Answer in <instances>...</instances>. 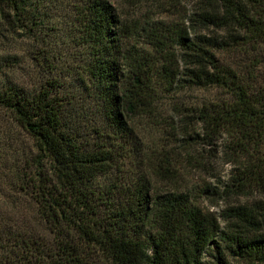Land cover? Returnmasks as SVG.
<instances>
[{"label": "trees", "instance_id": "obj_1", "mask_svg": "<svg viewBox=\"0 0 264 264\" xmlns=\"http://www.w3.org/2000/svg\"><path fill=\"white\" fill-rule=\"evenodd\" d=\"M40 1L0 0V18L32 29ZM193 1L200 6L194 25H213L224 37L200 34L191 24L158 23L143 30L141 55L134 47L123 50L126 26L108 0L73 5L89 56L78 78L101 100L91 138L67 121L68 96L58 82L29 91L0 71L6 116L0 124V264H264V76L257 70L264 0ZM228 51L250 55L253 70L221 61ZM8 59L0 57V68L13 67ZM206 88L223 95L184 106L182 122L174 124L178 138L154 156L167 166L178 159L173 170L154 168L138 148L134 177L100 183L113 170L123 172L127 145L140 146L132 118L145 116L158 100ZM220 138L227 140L222 159L235 169L220 192L157 188V177L176 180L182 160L195 170L215 164L217 153L201 147ZM206 194L237 202L215 214L201 205Z\"/></svg>", "mask_w": 264, "mask_h": 264}, {"label": "rangeland", "instance_id": "obj_2", "mask_svg": "<svg viewBox=\"0 0 264 264\" xmlns=\"http://www.w3.org/2000/svg\"><path fill=\"white\" fill-rule=\"evenodd\" d=\"M108 1L117 10L122 24L126 26L127 33L122 39L123 50L134 51L135 49L137 55L143 54L140 49L141 45L144 46L142 43L146 35L143 30L156 27L158 23L166 25L176 23L186 26L191 24L196 32L200 31V34L215 36L217 39L224 37V33L213 25L206 29H200L194 25L200 12V6L193 0ZM40 2L37 25L32 29H18L12 24L8 26L0 18V57H9V64H14L13 67L2 66L0 71L6 79L29 91L37 90L47 81L58 82L57 84L61 86L60 92L68 96L64 106L67 121L74 129L78 130L83 138H91L93 126L100 122L101 100L95 99L92 96L93 89H86L78 78L80 66L86 64L89 58L88 48L80 42L79 33L75 27L73 5H76L79 0H41ZM261 54H263L262 62L257 70L264 76V49ZM249 56L230 51L219 55L221 61L237 70L252 71L251 63H255L251 62ZM222 95V91L217 88L188 90L177 97L168 96L158 100L145 116L132 118L131 125L138 135L140 146L127 145L128 158L125 161V166L121 167L123 172L118 173L113 170L108 177L99 178L100 183H107L122 174L126 177H134L137 172L136 162L138 160L135 151L138 148L143 151L144 158L153 160L154 168L158 169L159 166H162L173 170L174 165L176 167L173 160L178 159L175 157L172 160L168 159V162H172L173 165L167 166L161 155L158 158H161L162 161L154 159V156L168 141L175 142L178 138L174 124L177 122L180 125L182 122V118L179 116V113H182V108L190 104L215 101ZM5 120L6 116L0 112V124ZM5 130L9 133L14 131L12 127L5 128ZM193 131L198 132L195 127ZM226 148L227 140L224 138L216 141L214 147L202 146L201 149L204 153H207L209 149L210 153H217L215 164L212 162L210 167L195 170L185 160H182L179 162L182 164V173L177 175L176 171V180L157 177L155 185L160 190L185 185L208 186L220 192L230 176L235 174L234 166L222 159V153ZM6 158L8 159V156ZM239 201L244 202L246 199ZM236 202V199L221 194L219 196L206 194L201 199L204 210L215 214L221 213Z\"/></svg>", "mask_w": 264, "mask_h": 264}]
</instances>
